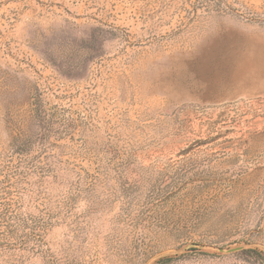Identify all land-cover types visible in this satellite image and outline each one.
Returning a JSON list of instances; mask_svg holds the SVG:
<instances>
[{"label":"rangeland","instance_id":"1","mask_svg":"<svg viewBox=\"0 0 264 264\" xmlns=\"http://www.w3.org/2000/svg\"><path fill=\"white\" fill-rule=\"evenodd\" d=\"M226 2L0 0V264H258L264 0ZM31 98L75 122L46 178Z\"/></svg>","mask_w":264,"mask_h":264},{"label":"trees","instance_id":"2","mask_svg":"<svg viewBox=\"0 0 264 264\" xmlns=\"http://www.w3.org/2000/svg\"><path fill=\"white\" fill-rule=\"evenodd\" d=\"M188 7L192 11L200 8L206 12L215 10L221 13H226L230 10L226 0H188ZM31 99L30 112L32 114V118L36 121L42 132L41 134L34 133L32 135H28L26 133L19 134L16 139L17 147L13 151V154H16L18 166L21 162H23L26 166V170L23 167L24 169L21 172L26 171V175L33 173L40 176V178H46L50 176L51 173L56 171V167H54L52 163L47 162L46 159H44L43 162L34 163L33 157L29 153V147H31V145L35 140H37V138L39 140V143H41L42 140H45L50 135H57L58 138L70 135L69 133H71L75 128V122L73 119L65 117L63 110L58 109L55 106L45 107L37 98ZM40 145V148L45 152V145L43 143H41ZM37 160L40 161V158L37 157ZM18 166H15V168L17 169ZM76 176L78 177L79 175L76 174ZM53 177L55 176L53 175ZM1 190L2 189H0V194H2ZM66 198H68V195ZM13 212H15V210L12 204H10L9 201H6L3 198H0V216H2L3 218L5 217V219H9L12 216ZM54 219H56L55 215L46 214L42 222V225H44L43 228L56 222L54 221ZM4 223V221L0 222V230L2 229V227L8 226L9 224L8 222L5 224ZM32 227L33 226H31V231L28 234L29 241H32L34 240V238H36L35 229ZM191 251L195 252L196 250L191 249ZM243 253H246L258 264H264V254L262 252L256 249H247L244 250ZM173 260L174 258H161L154 264H169Z\"/></svg>","mask_w":264,"mask_h":264}]
</instances>
